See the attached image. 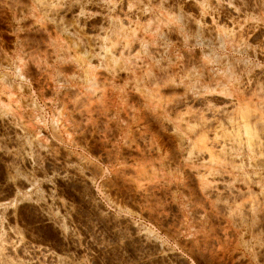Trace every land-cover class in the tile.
Instances as JSON below:
<instances>
[{
	"label": "rangeland",
	"instance_id": "rangeland-1",
	"mask_svg": "<svg viewBox=\"0 0 264 264\" xmlns=\"http://www.w3.org/2000/svg\"><path fill=\"white\" fill-rule=\"evenodd\" d=\"M0 264H264V0H0Z\"/></svg>",
	"mask_w": 264,
	"mask_h": 264
},
{
	"label": "bare ground",
	"instance_id": "bare-ground-1",
	"mask_svg": "<svg viewBox=\"0 0 264 264\" xmlns=\"http://www.w3.org/2000/svg\"><path fill=\"white\" fill-rule=\"evenodd\" d=\"M248 136H249V134H248ZM252 144V143H251ZM214 154V153H213ZM215 156V155H214Z\"/></svg>",
	"mask_w": 264,
	"mask_h": 264
}]
</instances>
